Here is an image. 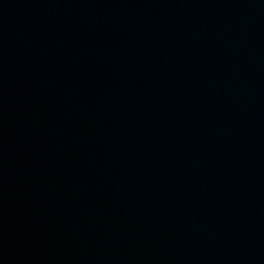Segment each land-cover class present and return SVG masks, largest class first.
Masks as SVG:
<instances>
[{
  "label": "water",
  "instance_id": "1",
  "mask_svg": "<svg viewBox=\"0 0 264 264\" xmlns=\"http://www.w3.org/2000/svg\"><path fill=\"white\" fill-rule=\"evenodd\" d=\"M0 264H264V0H0Z\"/></svg>",
  "mask_w": 264,
  "mask_h": 264
}]
</instances>
